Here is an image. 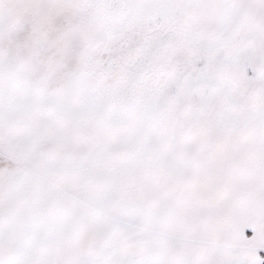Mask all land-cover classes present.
I'll return each instance as SVG.
<instances>
[{
  "label": "rangeland",
  "instance_id": "obj_1",
  "mask_svg": "<svg viewBox=\"0 0 264 264\" xmlns=\"http://www.w3.org/2000/svg\"><path fill=\"white\" fill-rule=\"evenodd\" d=\"M0 264H264V0H0Z\"/></svg>",
  "mask_w": 264,
  "mask_h": 264
}]
</instances>
